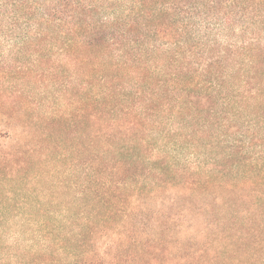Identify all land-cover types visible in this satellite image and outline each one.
I'll return each instance as SVG.
<instances>
[{"label": "trees", "instance_id": "16d2710c", "mask_svg": "<svg viewBox=\"0 0 264 264\" xmlns=\"http://www.w3.org/2000/svg\"><path fill=\"white\" fill-rule=\"evenodd\" d=\"M0 264H264V0H0Z\"/></svg>", "mask_w": 264, "mask_h": 264}, {"label": "rangeland", "instance_id": "374dc122", "mask_svg": "<svg viewBox=\"0 0 264 264\" xmlns=\"http://www.w3.org/2000/svg\"><path fill=\"white\" fill-rule=\"evenodd\" d=\"M1 132V131H0Z\"/></svg>", "mask_w": 264, "mask_h": 264}]
</instances>
